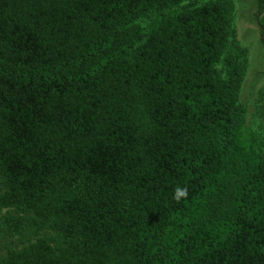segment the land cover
<instances>
[{
    "label": "trees",
    "instance_id": "1",
    "mask_svg": "<svg viewBox=\"0 0 264 264\" xmlns=\"http://www.w3.org/2000/svg\"><path fill=\"white\" fill-rule=\"evenodd\" d=\"M232 17L230 0H0V264H264Z\"/></svg>",
    "mask_w": 264,
    "mask_h": 264
},
{
    "label": "rangeland",
    "instance_id": "2",
    "mask_svg": "<svg viewBox=\"0 0 264 264\" xmlns=\"http://www.w3.org/2000/svg\"><path fill=\"white\" fill-rule=\"evenodd\" d=\"M230 1L235 39L245 50L239 103L245 108L247 127L264 143V44L260 42L255 24L256 4L255 0Z\"/></svg>",
    "mask_w": 264,
    "mask_h": 264
},
{
    "label": "clouds",
    "instance_id": "3",
    "mask_svg": "<svg viewBox=\"0 0 264 264\" xmlns=\"http://www.w3.org/2000/svg\"><path fill=\"white\" fill-rule=\"evenodd\" d=\"M187 196V190L185 188L177 187L174 191V199L179 201L182 197Z\"/></svg>",
    "mask_w": 264,
    "mask_h": 264
},
{
    "label": "flooded vegetation",
    "instance_id": "4",
    "mask_svg": "<svg viewBox=\"0 0 264 264\" xmlns=\"http://www.w3.org/2000/svg\"><path fill=\"white\" fill-rule=\"evenodd\" d=\"M255 4H256V1H255ZM256 10V9H255ZM254 19H255V17H254ZM255 24H256V22H255ZM256 28H257V26H256ZM257 32H258V30H257ZM259 35V34H258ZM259 39H260V37H259ZM261 42V41H260ZM262 43V42H261ZM264 44V43H263Z\"/></svg>",
    "mask_w": 264,
    "mask_h": 264
}]
</instances>
